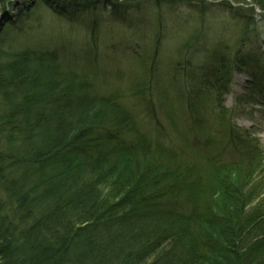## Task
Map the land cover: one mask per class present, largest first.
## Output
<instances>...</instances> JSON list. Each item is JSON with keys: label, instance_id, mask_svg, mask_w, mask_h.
<instances>
[{"label": "trees", "instance_id": "16d2710c", "mask_svg": "<svg viewBox=\"0 0 264 264\" xmlns=\"http://www.w3.org/2000/svg\"><path fill=\"white\" fill-rule=\"evenodd\" d=\"M10 1L15 0H0L2 13ZM37 1L22 7L32 10L23 20L39 21L33 10L40 2L59 13L96 6L75 0ZM251 2L264 10V0ZM110 5L119 7L115 1ZM227 8L241 24L236 38L220 40L210 51L217 65L206 74L196 77V71L188 69L196 96L187 107L199 117L208 111L215 123L209 125L212 130H221V138L235 145L239 158L223 163L187 144L189 126L180 139H169L159 123L161 136L154 139L153 131L143 129L140 115L128 107L127 98L141 100L154 84L161 94L165 91L153 77L154 61L164 54L154 42L152 58L139 56L131 64L140 69L131 73L132 79L100 91L93 79L104 75L102 68L78 71L67 68L52 50L22 48L18 35L24 30L4 19L0 264H264V151L237 139L240 134L228 127L219 98L230 90L234 71L252 70L248 37H259L248 36L250 30L242 39L240 32L242 26L257 23L242 6ZM17 25L26 26L24 21ZM162 32L155 33L156 39L164 37ZM198 32L191 33L193 39ZM184 44L191 43L181 44V54ZM201 92L206 98L198 97ZM149 117L153 121L156 114ZM195 122L203 133L206 125ZM180 140H186L185 149ZM197 155L208 160L199 163Z\"/></svg>", "mask_w": 264, "mask_h": 264}, {"label": "rangeland", "instance_id": "374dc122", "mask_svg": "<svg viewBox=\"0 0 264 264\" xmlns=\"http://www.w3.org/2000/svg\"><path fill=\"white\" fill-rule=\"evenodd\" d=\"M15 1L8 3L9 5L4 8V13L0 8V27L4 25V19L7 18L9 26L24 30L18 35L19 46L37 52L52 50L60 58V61L65 63L66 67L75 66L81 67L84 71L85 69L92 71L98 65L104 70V75L96 74L93 82L96 89L100 91L123 85L132 79L131 73L139 72L138 65L132 66L131 64L139 56L144 61L149 56L152 58L153 50L156 49L153 37L159 29L163 31L166 39L172 41V44L176 37L181 38L183 42L187 39L185 43L187 41L191 43L187 52L181 54L180 51L178 53L179 49L177 48L167 49L161 46L160 52L163 51L164 54H159L154 61L153 77L163 87L165 85V91L162 94L159 86L154 84L150 94L148 95L146 92L145 94L148 96L141 100L139 97L126 99L128 107L140 115L143 128L159 126L153 135L154 139L158 140L161 136L159 123L164 125L166 135L172 138L180 139V136L184 135L183 129L188 128L185 126L197 127L192 128V133L201 135L198 129L199 123L195 122L193 116L187 111V107L194 102L193 97L196 96L190 85L192 74L188 69H194L196 77L206 74L210 68L217 65L212 56H208L210 51L217 48L220 40L227 39L231 42L232 38L233 40L236 38L235 33L241 24H237L236 17L227 7L242 6L243 9L248 10L249 15L254 12L250 9L251 0H244V3L237 0H205L206 4H201L197 0H116L118 8L110 5L111 0H89V2L80 0L78 2L82 4L91 2L96 6L89 8L83 6L77 12L75 11L76 13L71 10L67 13L64 11L55 12L48 5L40 2L41 0ZM32 1L34 4L35 1L41 3L33 10L37 11L35 14L38 15V22L28 18L23 20L29 17L28 14L32 10L25 12L22 7L25 8ZM255 13L260 23L257 22V29L252 24H248V28L252 26L251 35L254 34L259 38L258 40L253 37L248 38V49L255 59L250 61L252 76L248 77L243 74V83L255 77L264 78V42L259 40L264 39V15H262L264 13L256 11ZM248 18H243L239 22L243 23L249 20ZM22 21L26 26H21ZM17 24L21 27H18ZM201 25H204L205 29ZM9 26L7 27L8 31ZM196 29H200V31L198 32ZM0 30L3 29L0 28ZM195 31L198 32V36L193 39L194 36H191V33L194 34ZM85 41L88 44H84ZM186 59L190 63L188 69L181 66V63H184ZM137 63L140 64V60ZM117 74H122V78H118ZM243 86L235 81L234 88L237 90L234 91V88L232 90L231 86L230 93L222 92L219 98L225 100L226 107L231 108L230 110L226 109L227 116L231 117L230 112H233L232 121L237 122L246 133L250 131L248 132L250 137L256 135L259 138L257 144L264 149V104L262 105L264 94L254 102H244L245 105L243 102H235L234 99L237 97L247 96ZM198 97L206 98L202 92ZM187 100L189 103L186 104ZM150 113L156 114L153 121L148 119ZM169 116L173 118L172 123ZM212 124V119L205 123V125ZM192 133L185 137L188 143L186 140L185 142L180 140L183 149H185L183 146L185 143L200 146L198 143L211 144L212 142L222 149V155L226 156L232 151L230 157L233 158L231 142L222 141L220 135L216 134L214 130L209 133L212 134L210 141L207 140V135L198 137ZM174 144L179 143L174 141ZM2 159H5V155H2ZM220 160L222 159L220 158ZM260 177L264 184V171L260 173ZM247 184L252 183L248 182ZM17 243L21 244V242Z\"/></svg>", "mask_w": 264, "mask_h": 264}, {"label": "bare ground", "instance_id": "6f19581e", "mask_svg": "<svg viewBox=\"0 0 264 264\" xmlns=\"http://www.w3.org/2000/svg\"><path fill=\"white\" fill-rule=\"evenodd\" d=\"M75 1H80V0H75ZM16 2V1H15ZM154 39H153V41H154V44L155 45H157L158 47H160L161 48V46H164V47H166L167 49H171V48H177V49H180V46H181V44H183V43H185V42H183L182 41V39L181 38H179V37H176L175 38V40H174V44H172V41L171 40H168V39H166V37H158V39H156L157 38V36H154L153 37ZM172 38H174V37H172ZM156 39V40H155ZM169 45V46H168ZM184 46L186 47V52H187V50L190 48L189 47V45L188 44H184ZM163 47V48H164ZM178 53H179V50H178ZM181 66H183L184 68H190V63H189V61L186 59V61L184 62V63H181ZM80 68V69H79ZM75 69H77L78 71H83L82 69H81V67H75ZM237 80H241V77L238 75L237 76V78H236ZM147 83H149L150 84V82H146V84ZM258 84H260V81L258 82ZM234 90H237V88H235ZM183 106V105H182ZM188 109V108H187ZM193 116V118L196 120V121H204V122H207L208 120H210V118L208 117V115L204 112V115L202 116V117H199V115L198 114H194V115H192ZM207 120V121H206ZM212 132V126H209V125H206V128L203 130V135L205 136V135H208L209 133H211ZM204 150H208L207 151V153L209 154V155H212V154H217L221 159H222V162H228L229 161V159H228V154L225 156V155H222V149L220 148V147H212V146H203L202 147ZM232 152V151H231ZM197 157H198V159L197 160H195V161H197V162H199V163H202V162H204V161H207L208 160V158H202L201 157V155H197ZM220 158H218L217 159V161H219L220 160Z\"/></svg>", "mask_w": 264, "mask_h": 264}]
</instances>
